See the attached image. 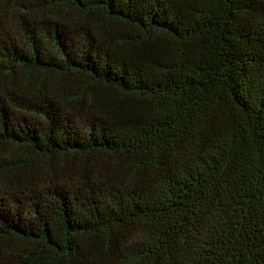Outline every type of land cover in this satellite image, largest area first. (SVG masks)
<instances>
[{
	"label": "trees",
	"instance_id": "obj_1",
	"mask_svg": "<svg viewBox=\"0 0 264 264\" xmlns=\"http://www.w3.org/2000/svg\"><path fill=\"white\" fill-rule=\"evenodd\" d=\"M0 264H264V0H0Z\"/></svg>",
	"mask_w": 264,
	"mask_h": 264
}]
</instances>
